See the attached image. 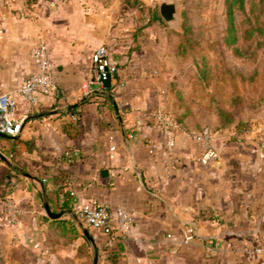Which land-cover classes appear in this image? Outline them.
<instances>
[{"label":"crops","instance_id":"1","mask_svg":"<svg viewBox=\"0 0 264 264\" xmlns=\"http://www.w3.org/2000/svg\"><path fill=\"white\" fill-rule=\"evenodd\" d=\"M52 1L0 0V89L14 92L24 119L13 141L0 135V194L22 209L10 225L0 197V264H94L96 257L98 264H264V89L240 95L244 110L216 133L219 161L200 162L195 135L208 121L196 119L195 104L186 118L174 114L169 151L153 116L171 107L169 88L114 47L107 14L82 0ZM39 38L48 43L58 90L32 105L18 90L37 70L31 50ZM103 44L112 47L124 86L111 90V102L83 101L80 85ZM80 101L78 120L69 107ZM88 201L123 208L131 231L81 224L73 204ZM46 206L62 215L51 217ZM190 226L196 232L186 242Z\"/></svg>","mask_w":264,"mask_h":264},{"label":"rangeland","instance_id":"2","mask_svg":"<svg viewBox=\"0 0 264 264\" xmlns=\"http://www.w3.org/2000/svg\"><path fill=\"white\" fill-rule=\"evenodd\" d=\"M82 1L86 8L109 16L108 36L114 47L134 55L142 73L169 88L174 98L171 107H159L174 122L175 113L186 118L195 104L196 119L208 121L202 124L201 120L198 131L208 126L218 133L225 126L220 109L232 116L244 110L237 103L240 95L264 89V1L246 0L245 8L236 11L237 46L225 41V0H182V31L153 18L158 0ZM161 93L166 100V90Z\"/></svg>","mask_w":264,"mask_h":264},{"label":"built area","instance_id":"3","mask_svg":"<svg viewBox=\"0 0 264 264\" xmlns=\"http://www.w3.org/2000/svg\"><path fill=\"white\" fill-rule=\"evenodd\" d=\"M56 1L51 2L55 6ZM112 47L109 44L99 46L91 54L92 75L80 85V98L89 99L97 93L108 90L104 87V80L110 76L112 87L124 86V81L118 78V63L111 57ZM31 57L37 67L36 72L28 76L18 92L32 105H38L40 96H54L58 90V85L54 78V65L50 57V49L45 39L39 38L33 45ZM115 79V81H113ZM153 116L158 126L161 128L165 147L172 151L176 145V127L171 116L161 107L157 108ZM76 118V117H75ZM24 119L17 114V101L14 92L0 89V135L15 136L20 133ZM137 126L142 125V121L136 122ZM129 137H133V132ZM216 133L208 126L203 127L196 135L195 140L203 146L204 150L200 156L202 164H210L220 160V153L214 146ZM264 149V138L262 140ZM70 162L72 161L69 158ZM6 205V213L10 225H15L20 221L22 215L21 207L13 199L4 194H0ZM74 215L86 226L96 228L105 234H112L116 231L127 234L133 227V217L123 208L110 209L104 204H94L93 202H75L73 204ZM193 226L188 227L185 233L186 242L191 241L195 235ZM264 241V236L261 238ZM39 246V245H37ZM258 252L262 249L258 248Z\"/></svg>","mask_w":264,"mask_h":264},{"label":"trees","instance_id":"4","mask_svg":"<svg viewBox=\"0 0 264 264\" xmlns=\"http://www.w3.org/2000/svg\"><path fill=\"white\" fill-rule=\"evenodd\" d=\"M30 1H33V0H30ZM260 1H264V0H260ZM225 4H226L227 19H228L227 35L225 37V41H226V44L228 46H230V45L231 46H237V42L239 40V35L237 34V26H236V21H235V14H236L237 10H242V9L245 8L246 0H225ZM153 18H156L158 20H162L158 8L156 9V11L154 13ZM187 28H188V26L184 25V33L187 32ZM257 28L259 29V31H262L261 27H257ZM251 32L253 34V31H251ZM189 43H190V41L188 42V40L184 41L183 42L184 47L187 48V45ZM107 91H108V94L105 93ZM111 93H112L111 89H108V90H105L103 92L97 93L94 97H96L98 95H99V97H102L103 100H100L101 103L111 102V95H109ZM94 97L86 99V100L90 101ZM81 104H82V102L80 101L76 105H71L69 107V112L72 113L73 117H77L78 120H79V117L81 115L80 110H79ZM219 114L222 117V119L224 120L225 125H227V124H229L230 122L233 121V117L230 114H228V112H226L224 109H220L219 110ZM78 124H79L78 121H76V123L74 124L76 126L75 128H77V130H78V126H77ZM4 139L13 141L11 136H4ZM12 152H14V150H12L10 153L8 151V153H6V156H9V154H11ZM67 153H68L67 154V158L68 159L69 158L72 159L73 158L72 152L69 151ZM2 154H3V152H2ZM4 177L6 178V176H4ZM114 262H115V259H114Z\"/></svg>","mask_w":264,"mask_h":264},{"label":"water","instance_id":"5","mask_svg":"<svg viewBox=\"0 0 264 264\" xmlns=\"http://www.w3.org/2000/svg\"><path fill=\"white\" fill-rule=\"evenodd\" d=\"M159 13L161 18L165 21V23L172 29L182 31L183 27V17L181 14L182 10V0H158ZM104 87L106 89H110L112 87L111 77L108 76L104 81ZM86 101V99H83ZM23 126L21 128V131ZM20 131V132H21ZM0 156L6 160V157L0 154ZM47 207V211L51 217H60L62 214H55L50 211V207ZM78 219V218H77ZM78 221L83 224L79 219ZM85 234L88 235V231L85 230ZM94 264H98V257L95 258Z\"/></svg>","mask_w":264,"mask_h":264}]
</instances>
